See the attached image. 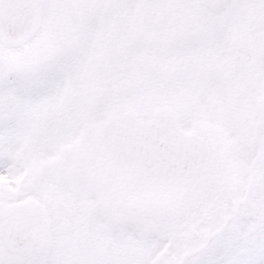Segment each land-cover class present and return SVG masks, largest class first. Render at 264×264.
Here are the masks:
<instances>
[{
    "label": "snow or ice",
    "instance_id": "6c2138e0",
    "mask_svg": "<svg viewBox=\"0 0 264 264\" xmlns=\"http://www.w3.org/2000/svg\"><path fill=\"white\" fill-rule=\"evenodd\" d=\"M0 264H264V0H0Z\"/></svg>",
    "mask_w": 264,
    "mask_h": 264
}]
</instances>
